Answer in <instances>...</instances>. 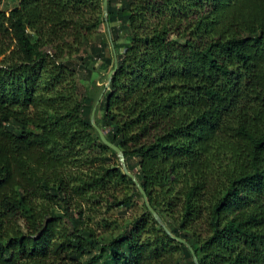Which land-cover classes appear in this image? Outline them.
Wrapping results in <instances>:
<instances>
[{
  "label": "trees",
  "instance_id": "obj_1",
  "mask_svg": "<svg viewBox=\"0 0 264 264\" xmlns=\"http://www.w3.org/2000/svg\"><path fill=\"white\" fill-rule=\"evenodd\" d=\"M103 1L0 7V264H195L101 94L199 263L264 264V0Z\"/></svg>",
  "mask_w": 264,
  "mask_h": 264
},
{
  "label": "water",
  "instance_id": "obj_2",
  "mask_svg": "<svg viewBox=\"0 0 264 264\" xmlns=\"http://www.w3.org/2000/svg\"><path fill=\"white\" fill-rule=\"evenodd\" d=\"M103 9H104V17L107 21V25H108V31L111 35V32H110V27H109V23H108V0H104L103 1ZM116 68H117V65H115V68L113 70H111L108 74V81L106 83V88L110 86V83H111V80H112V77H113V73L116 71ZM102 97V94L100 95V98L99 100L97 101L96 105L94 106L93 110H92V115H91V121H92V124L94 125V127L96 128V130L98 131L102 141L107 145L109 146L110 148H112L118 158H119V161L122 165V168L125 172V174H127L128 176H130L133 181L135 182L136 186L138 187V189L140 190L141 194L143 195V198H144V202H145V205L147 207V209L153 214L154 218L157 220V222L165 229V231L171 235V237L183 244H185L189 250L191 251L192 253V256H193V260L195 262V264H200L199 263V259L193 249V247L183 238L181 237H178L174 234L171 233L170 229L165 225V223L163 222L161 216L158 214V212L153 208V206L151 205L150 201H149V198H148V195H147V192L144 190V188L141 186L139 180L137 179V177L135 176V174H133L129 169H128V166H127V162H126V157H125V154L123 152V150L117 146L116 144H114L113 142L109 141L104 133V131L100 128V126L95 122V114H96V109H97V105L100 101Z\"/></svg>",
  "mask_w": 264,
  "mask_h": 264
},
{
  "label": "rangeland",
  "instance_id": "obj_3",
  "mask_svg": "<svg viewBox=\"0 0 264 264\" xmlns=\"http://www.w3.org/2000/svg\"><path fill=\"white\" fill-rule=\"evenodd\" d=\"M18 3V0H2V4H1V8L6 9L7 11L10 10L11 7H13L14 5H16ZM100 64L101 61L97 62L95 64V66L97 68H99L98 70H96L94 72V74L92 75L90 82L92 83V87H94L92 89V92H95L97 89L101 88L103 86V82H102V76L103 75V69L100 68ZM101 72V73H100ZM84 79H81V81ZM88 82H83V84L81 86L85 87V85ZM130 190V189H129ZM120 191L118 190L117 193H119ZM130 194V193H129ZM134 200V205L129 208V209H125L123 207H114L112 209H106L105 207L101 208V214H99V216L96 218V222L93 221L92 226H94L97 229V232L101 235H103L104 237H106V235H109L113 232H116L118 230H120V228L117 230L115 229V231L113 230L110 232H106L105 228L101 226V224L103 222H100L102 218H109L110 220H116L119 224H122V226H124V224L126 223L125 221L130 220V218L134 217V215L136 214H141L143 212L142 210V200L141 199H133ZM99 223V224H98Z\"/></svg>",
  "mask_w": 264,
  "mask_h": 264
}]
</instances>
